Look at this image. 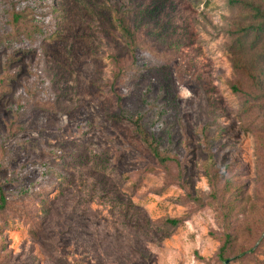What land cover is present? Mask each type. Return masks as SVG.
<instances>
[{
    "label": "rangeland",
    "instance_id": "obj_1",
    "mask_svg": "<svg viewBox=\"0 0 264 264\" xmlns=\"http://www.w3.org/2000/svg\"><path fill=\"white\" fill-rule=\"evenodd\" d=\"M14 3L37 5L52 38L4 45ZM248 4L0 0V264H264V35Z\"/></svg>",
    "mask_w": 264,
    "mask_h": 264
},
{
    "label": "trees",
    "instance_id": "obj_2",
    "mask_svg": "<svg viewBox=\"0 0 264 264\" xmlns=\"http://www.w3.org/2000/svg\"><path fill=\"white\" fill-rule=\"evenodd\" d=\"M248 5L251 7L252 11L257 15L256 17L260 19L257 26H253L247 31L254 30L257 37V40L264 35V0H248ZM14 3L9 7L7 16L10 17V33L5 35V37L1 39L5 42L4 45H8L14 47L17 44L25 43L27 45H35L38 40H41L42 37L45 40H50L52 36L45 34L44 27L42 24L38 22L36 19L37 15V5H25L21 8L16 7ZM7 11V10H6ZM118 28L122 36L127 41L129 46L134 45V35L130 31L129 27L126 25V22L122 18H117ZM262 39V37H261ZM2 42V41H1ZM128 122L133 125L135 131L141 136V140L144 143L147 150L151 153V155L155 158L159 165L164 166L167 163L171 162V159L164 156L159 147L154 144L153 139H148L145 134L142 132L139 124V119L133 120L128 118ZM7 207V200L4 196L3 191L0 188V214L4 212ZM165 224L172 228L176 229L180 225H182L181 220L175 219H167ZM228 238V236H227ZM228 240V239H227ZM223 252V248L220 250V255Z\"/></svg>",
    "mask_w": 264,
    "mask_h": 264
}]
</instances>
